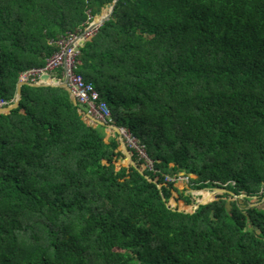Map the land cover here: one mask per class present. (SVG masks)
<instances>
[{
  "label": "trees",
  "instance_id": "1",
  "mask_svg": "<svg viewBox=\"0 0 264 264\" xmlns=\"http://www.w3.org/2000/svg\"><path fill=\"white\" fill-rule=\"evenodd\" d=\"M114 1L0 0V103ZM78 58L152 180L67 88L23 84L0 114V264H264V0H119Z\"/></svg>",
  "mask_w": 264,
  "mask_h": 264
},
{
  "label": "built area",
  "instance_id": "2",
  "mask_svg": "<svg viewBox=\"0 0 264 264\" xmlns=\"http://www.w3.org/2000/svg\"><path fill=\"white\" fill-rule=\"evenodd\" d=\"M89 25L91 26L92 23ZM89 27L85 31H78L77 33L70 34L67 38H65L61 42L62 48L60 52L50 58L46 66L32 67L21 71L18 75V81H43L46 74H51V79H67L73 94L77 97L78 103L85 108L87 113L94 116L99 122L106 124L107 129L111 134L114 132L112 128L117 126L113 119L111 109L105 101L101 100L99 90L96 88L94 83L87 81L79 72L81 61L78 56L80 54V48L83 47L88 38L98 30V27L94 29H89ZM60 73H62L63 77H60ZM7 106H10L9 103H0V107ZM118 128L120 137L126 140L130 148L136 150L140 158L147 163L150 169H154V161L149 157L145 145L141 143V141L133 135L128 128ZM191 178L192 175L187 174L185 171L172 176H166L167 181L177 183L180 181L191 183Z\"/></svg>",
  "mask_w": 264,
  "mask_h": 264
},
{
  "label": "water",
  "instance_id": "3",
  "mask_svg": "<svg viewBox=\"0 0 264 264\" xmlns=\"http://www.w3.org/2000/svg\"><path fill=\"white\" fill-rule=\"evenodd\" d=\"M119 0H115L113 3L107 5L106 9H109L108 15L102 19V22L100 25H95V23L93 22L92 25L89 27V29H94L96 27H100L106 20L110 19V17L112 16L114 9L117 5ZM51 74H46L44 76V80L43 81H38V82H22V81H17L16 83V93H15V97L14 100L12 101L10 106L7 107H0V114H8L10 113L12 110L16 109L19 106V101L21 99V86L23 84H30L33 86H60V87H65L69 90V93L71 94L72 100L74 102V104L76 106L79 105L78 101H77V97L73 94V91L69 85V82L67 79L64 80H60L59 78H53L51 79ZM50 79V80H48ZM80 112L85 115L87 118H89L91 121L94 122L95 126H103L105 128H107L106 124H104L103 122H99L94 116H92L91 114L87 113L86 111L82 110L81 108L79 109ZM112 130L116 133L119 134V128L117 126L113 127ZM121 148L123 149V151H125L127 158L131 161V163L141 172L142 175H144L147 179L152 180V178H150L147 174H145V172L141 169L139 163L136 161V159L134 158L132 151L130 149V147L128 146L127 142L125 139L121 138ZM157 184L158 189L161 190V185L157 183V181H154ZM212 192L209 193L210 195L215 196L216 194H231L233 195L232 192L228 191L226 188L222 187V188H212L211 189ZM162 195V199L163 202L166 203V206L168 208H171L165 199V196L163 195V193H161ZM240 197H246V195H242ZM204 202H200L196 205H194L193 207V211L197 210L201 205H204ZM256 205V204H255ZM172 210H174L173 208H171Z\"/></svg>",
  "mask_w": 264,
  "mask_h": 264
},
{
  "label": "rangeland",
  "instance_id": "4",
  "mask_svg": "<svg viewBox=\"0 0 264 264\" xmlns=\"http://www.w3.org/2000/svg\"><path fill=\"white\" fill-rule=\"evenodd\" d=\"M106 8H107V7H106ZM97 17H99V16H97ZM97 17H95L91 23H93ZM91 23H90V24H91ZM89 26H90V25H89ZM191 175H192V177L195 176V175H193V174H191ZM178 184L180 185L181 190H185L187 194H190V195L192 196V198L195 200V202L197 201V199L200 198V196L197 194V192L194 191V190L191 188V183H186V182H182V181H180ZM211 189H212V188H207V189L204 190V191L207 192V193H211V192H212ZM263 193H264V191H263ZM239 198H242V197H239ZM244 198H245V197H244ZM258 200H259V199H257V198L254 199V202H255V204H256L257 206L260 205V203H258V202H259ZM195 202H194L191 206L185 207L184 210L192 211L194 205H196ZM228 202H230V200H228ZM256 202H257V203H256ZM173 206L176 207V204H173Z\"/></svg>",
  "mask_w": 264,
  "mask_h": 264
},
{
  "label": "bare ground",
  "instance_id": "5",
  "mask_svg": "<svg viewBox=\"0 0 264 264\" xmlns=\"http://www.w3.org/2000/svg\"><path fill=\"white\" fill-rule=\"evenodd\" d=\"M108 12H109V11H108ZM107 15H108V13L106 14V16H107ZM106 16H105V17H106ZM105 17H104V18H105ZM101 22H102V19H100V20H98L97 22H94V23H95V25H100ZM48 80H50V79H48ZM50 81H51V80H50ZM209 196H210V195H208L207 198H208Z\"/></svg>",
  "mask_w": 264,
  "mask_h": 264
},
{
  "label": "crops",
  "instance_id": "6",
  "mask_svg": "<svg viewBox=\"0 0 264 264\" xmlns=\"http://www.w3.org/2000/svg\"><path fill=\"white\" fill-rule=\"evenodd\" d=\"M105 131H106V133H107L108 135H110V133H109V131H108V129H107V128H106V130H105Z\"/></svg>",
  "mask_w": 264,
  "mask_h": 264
}]
</instances>
